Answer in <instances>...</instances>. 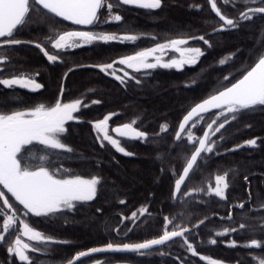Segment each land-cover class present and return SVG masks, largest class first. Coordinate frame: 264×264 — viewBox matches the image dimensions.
Returning <instances> with one entry per match:
<instances>
[{
  "label": "trees",
  "instance_id": "16d2710c",
  "mask_svg": "<svg viewBox=\"0 0 264 264\" xmlns=\"http://www.w3.org/2000/svg\"><path fill=\"white\" fill-rule=\"evenodd\" d=\"M253 6L264 5L245 0H230L225 4L217 0L221 13L238 21L237 27L225 25L220 30L223 22L213 13L209 0H162L161 7L153 10L120 5L121 8H114L121 15L120 21H96L90 28L137 35L136 40L95 42L59 51L48 48L50 53L59 55L57 62H49L34 43L0 47V56L8 57L6 63L0 64V79L20 73H39L36 81L42 85L35 91L0 85V113L30 109L41 103L49 106L57 99L83 102L73 114L75 120L65 123L66 131L60 136L71 152L45 150L43 145L33 142L22 149V161L38 166L42 163L39 157L47 156L45 166L68 170L62 175L100 178L93 200L77 202L73 209L47 217L25 216L22 205L4 190L19 216L55 241L48 242L38 252H29L31 264H68L79 252L109 243L115 246L141 243L165 231L184 228L189 231L183 237H175L150 250L95 252L81 257L76 264L95 260L103 264H208L207 259L259 264L264 260V228L259 227L264 218V106L242 109L234 120L229 114L230 122L212 136L213 152L201 154L178 195L173 196V184L196 146L184 137L185 131L181 139H176L180 119L194 104L240 78L264 52V14L243 21L239 16ZM72 28L70 22L55 21L41 9L31 13L14 38L43 43L54 31ZM200 36L209 43L189 39V45L200 47L204 54L195 65H185L179 70L156 67L131 71L130 77L121 83L95 67L170 39ZM229 56L230 61L219 64ZM225 76L229 79L225 80ZM218 111L202 115L203 119L197 117L194 121L200 122L195 127H192L194 121L191 122L185 130L191 128L196 136H201ZM108 115H111L110 132L116 125L135 120L134 127L147 133L145 138L117 137L130 155L97 139L93 123ZM162 125L167 126L166 131L161 130ZM252 139L256 140L255 145H244ZM225 172L229 185L227 199L206 192L213 185L214 177ZM241 203L244 208L238 207ZM140 209L147 211L136 219H125ZM3 219L0 216V228ZM240 223L249 227L215 235ZM17 231L18 224H15L9 233L3 234L0 264H28L8 252ZM185 239L192 244L196 255L188 249ZM212 239L216 240L215 244L210 243ZM253 239L262 246H244ZM233 241L234 247L230 246Z\"/></svg>",
  "mask_w": 264,
  "mask_h": 264
},
{
  "label": "snow or ice",
  "instance_id": "6c2138e0",
  "mask_svg": "<svg viewBox=\"0 0 264 264\" xmlns=\"http://www.w3.org/2000/svg\"><path fill=\"white\" fill-rule=\"evenodd\" d=\"M115 2L117 5H135L144 9H159L162 0H115ZM222 2L227 4L230 3V0H222ZM245 2L264 5V0H245ZM209 3L212 10L223 21L220 30H223L225 25L228 27L238 26V21L230 19L221 13L220 8L217 7V0H209ZM105 7L108 9L109 15H111L113 3L109 2V0H0V47L20 45L21 43H34V46L40 49L49 62H57L60 59L59 55L50 54L40 43L33 41L25 42L14 38L15 33L31 18V13L43 9L46 10L47 14L71 21L76 25H92L99 18V10ZM256 14H264V6L248 7L239 16L240 20L243 21L251 20ZM111 19L120 21L121 16L114 15L111 16ZM137 38L135 35L121 37L115 34H94L88 31H64L56 34L54 37L49 36L47 41L51 42L52 48L59 51L67 48L80 47L81 44L78 41H83L85 44H88L97 40L105 42L114 40L134 41ZM189 39H199L204 44L209 43L203 36L170 39L165 43L156 44L153 48L139 51L134 55L120 58L118 61H113L112 63L96 65L95 67H98L101 72L114 76L121 83H124L123 77L116 75L115 70L109 72L116 63L126 65L135 71L155 69L158 66L179 70L185 65H195L199 57L204 54L199 47H183L188 45ZM169 50L178 53L179 56L165 61L164 54ZM157 53L160 55H157ZM150 58L154 62H149ZM231 58V56L223 58L219 61V64L225 65ZM7 60L8 57L6 56L0 57V64L6 63ZM71 71L73 69H69V72ZM36 75H39V73ZM128 75L127 72H124V76ZM65 76H67V73ZM224 79L228 80L229 77L225 76ZM0 85L8 88L20 86L32 91L42 88V85L32 78L31 75H25L23 73L14 75L11 78L0 79ZM62 93L63 89H61ZM82 103L79 99L69 103H62L60 99H57L54 105L46 106L41 103L26 111L0 113V186H3L15 201L23 206L25 216L31 214L36 217H47L65 209H73L77 202L91 201L96 197L97 186L100 183L99 177L86 179L78 175H62V172L66 173L68 170L62 168L51 169L45 166L43 162L48 160L47 156L39 157L42 163L38 166H32L30 162L22 161L20 156L22 149L25 146L32 145L33 142L43 145L45 150L51 149L71 152L72 149L61 142L60 136L66 131L65 123L75 119L73 113L80 109ZM93 103H99V101H93ZM257 105L264 106V52L259 54L254 65L246 70L240 79L236 80L230 87H224L222 91L210 95L207 99L196 104L183 117V120L179 124V131L176 132L177 140L181 139V133L185 131L190 121H194V117L203 119L201 114L210 112L213 109L221 110L216 115V118L207 124L208 131L204 132L202 138L194 140L193 134L189 131L187 136L188 141L198 143V147L195 148L186 166L183 168L182 174L175 182L176 192L180 191L181 185L189 176L190 171L193 170L201 154L213 152L215 142H210L209 132L211 131L212 135L220 132L230 122L228 118L229 114H231V119L234 120L236 118L235 114L242 109H251ZM220 117H224L223 122H220L213 131V125L217 124ZM110 119L111 115L105 116L103 120L95 122L93 125L94 129L102 135L104 141L110 143L117 151L125 155H130L131 153L126 152L120 142L109 134L108 121ZM198 122L194 121L192 127H195ZM135 124L136 121L133 120L130 123L113 128L111 131L117 133L120 137L145 138L147 133L139 131L134 127ZM161 130L166 131L167 126L162 125ZM97 139H101V136L98 135ZM245 143L255 145L256 140H248ZM237 147L241 146L238 145ZM227 177V172L223 175H217L215 177V187L210 186L208 191L221 199H227L225 194L229 187ZM245 180H247V177H245ZM194 191H203V189H194ZM0 200L3 201V205L6 208H13V205L9 203V199L5 197L3 191H0ZM120 203H124V201H120ZM238 207L244 208V204L241 203ZM262 210H264V206H262ZM139 211L143 215L147 209H140ZM4 215L3 209H0V216ZM136 215L137 213L133 212L131 217L125 219L135 218ZM229 219H231V214L229 215ZM17 220L18 217H15V214L7 215L3 219L0 233H9ZM165 220L171 223L167 217H165ZM201 223H204V221H201ZM19 224L20 229L14 240V245L8 247V252L14 253L20 261L31 264L27 252H38L40 249L22 240L21 236L26 237L28 241H35L39 244L55 241L52 240V237L45 236L40 231L35 230L24 220H19ZM248 227L246 223H240L238 227L226 228L223 232H217L215 235L222 236L229 232L244 230ZM259 227L264 228V218H262ZM187 231H189L187 228L180 229L179 231H165L158 239L148 240L143 243L124 244L122 246H114L109 243L105 248H92L89 252L77 253L75 257L68 260V264H76V261L81 257L100 251L139 252L140 250L150 249L155 245H162L175 237H183ZM4 240L5 236L0 234V242ZM184 243L187 244L188 249L194 255L197 254L187 239L184 240ZM210 243L215 244L216 240L212 239ZM230 246H236L235 242L233 241ZM244 246L261 247L262 245L258 240L253 239L249 244ZM201 259L207 258L201 257ZM208 264H217V261L208 260ZM259 264H264V260H260Z\"/></svg>",
  "mask_w": 264,
  "mask_h": 264
},
{
  "label": "rangeland",
  "instance_id": "374dc122",
  "mask_svg": "<svg viewBox=\"0 0 264 264\" xmlns=\"http://www.w3.org/2000/svg\"><path fill=\"white\" fill-rule=\"evenodd\" d=\"M74 30H81V31H88V32H92V33H94V34H115V35H117V36H120V34H116V33H112V32H99V31H95V30H93L92 28H83V27H77V28H75V29H73V30H56V31H54L51 35H49V36H55L56 34H58V33H60V32H64V31H74ZM49 36H47L44 40H43V43H40L43 47H45L46 48V50L48 51V48H50V49H53V50H56V49H54V48H52L51 47V42L50 41H47V38L49 37ZM135 36H137V35H135ZM114 41H119V42H123V41H121V40H114ZM114 41H107V42H114ZM95 42H105V41H101V40H97V41H93V42H91V43H88V44H85L83 41H78V43H80L81 44V46H84V45H89V44H92V43H95ZM162 43H165V42H162ZM156 46V44L155 45H153V46H150V47H148V48H145V49H149V48H153V47H155ZM183 47H198V46H191V45H189V43H188V45H185V46H183ZM75 48H77V47H75ZM200 48V47H199ZM68 49H74V48H67V49H64V50H68ZM145 49H142V50H145ZM142 50H139V51H142ZM202 50V49H201ZM138 51V52H139ZM50 53V52H49ZM137 53V52H136ZM50 54H52V53H50ZM157 55H160L159 53H157ZM179 56V54L178 53H175L174 51H171V50H169V51H166V53L164 54V60L165 61H167V60H169L170 58H174V57H178ZM1 57V56H0ZM124 57H126V56H124ZM120 58H123V57H120ZM120 58H118V59H116V60H114V61H118ZM113 62V61H112ZM112 62H110V63H112ZM149 62H154V61H152V59L150 58L149 59ZM159 67V66H158ZM113 70H115L116 71V75H118V76H121V77H123V79H124V81L125 80H127V78H129L130 77V72L131 71H135L134 69H132V68H128L126 65H121V64H119V63H116V64H114V67H113V69H110L109 70V72H111V71H113ZM141 70H145V69H141ZM124 72H127L129 75L128 76H124ZM105 73V72H104ZM21 74V73H20ZM20 74H18V75H20ZM23 74H25V75H31L32 76V78H34L35 80H36V75L34 74V73H23ZM105 74H107L108 76H110V77H113L114 79H115V77L114 76H112V75H110V74H108V73H105ZM7 78H9V77H7ZM11 78V77H10ZM2 79H5V78H2ZM117 80V79H116ZM119 81V80H118ZM120 82V81H119ZM72 101H74V100H72ZM72 101H69V102H72ZM69 102H62V103H69ZM39 105V104H38ZM54 105V104H53ZM37 106V105H36ZM35 107V106H34ZM33 108V107H32ZM31 109V108H30ZM26 110H29V109H24V110H20V111H26ZM221 110H219L215 115H214V119L216 118V115H218L219 114V112H220ZM74 114V113H73ZM109 116V115H108ZM230 116V115H229ZM220 118H222V117H220ZM73 120H75V119H73ZM103 120V119H102ZM199 122H200V120H198ZM198 122V123H199ZM95 123V122H94ZM94 123H93V125H94ZM109 128V127H108ZM95 130V129H94ZM215 130V128L213 129V131ZM189 131L193 134V137H194V140H198V138L200 137V136H196L192 131H191V128H189V129H187V130H185V132H184V137H186L187 138V136H188V133H189ZM95 132H96V134H97V136L98 135H100L101 136V139H99V141H104L103 139H102V135L100 134V133H98L96 130H95ZM109 134L113 137V138H115V139H117L118 141H119V139L116 137V136H114L113 134H111V132H110V129H109ZM209 136H210V142H212V141H214V140H212V132L210 131L209 132ZM188 140V139H187ZM107 142V141H106ZM215 142V141H214ZM197 144V143H196ZM244 145H247V146H252V145H248V144H246V143H244ZM206 153H208V152H206ZM216 177V176H215ZM215 177H214V183H213V185H210L211 187H215ZM83 178H85V177H83ZM91 178V177H90ZM87 179V178H86ZM210 186H208L207 187V189H206V192H208V193H210L209 191H208V189H209V187ZM4 190H6V189H4L3 188V186H0V191H3L4 192ZM213 194V193H212ZM5 197L6 198H8L7 197V195L5 194ZM15 200V199H14ZM9 203H11L12 205H13V203L9 200ZM0 209H3V211H4V213H5V215H4V218H6V216L7 215H13V214H15V217H18V220H17V222H16V224H18V230L20 229V224H19V220H23L20 216H19V214H18V211H17V209L15 208V206L13 205V208L12 209H8V208H6L4 205H3V201L2 200H0ZM21 212L22 213H24L25 212V210L23 209V206H22V209H21ZM132 215V214H131ZM138 216H140V211H138L137 212V215H136V217L135 218H132V219H136ZM131 217V216H130ZM2 228V227H1ZM0 234H4V233H0ZM18 234V231H17V233H16V235ZM16 235H15V237H14V239H13V242L11 243V245L10 246H13L14 245V240H15V238H16ZM46 236V235H45ZM21 239L22 240H24L25 242H27V243H29V244H31V245H34L35 247H37V248H41L42 246H44V245H46V244H39V243H37V242H35V241H28L27 240V238L26 237H23V236H21ZM53 240V239H52ZM107 245H105V246H101V247H98V248H105ZM115 246V245H114ZM109 251H112V250H109ZM86 252H89V250L88 251H86ZM100 252H103V251H100ZM192 252V251H191ZM29 252H27V254H28ZM96 253H98V252H96ZM10 254H14V253H10ZM208 260H214V259H207V261ZM215 261H217V264H231V263H225V262H222V261H219V260H215ZM88 264H103L100 260H95V261H92V262H89ZM112 264H130V263H126V262H118V263H112Z\"/></svg>",
  "mask_w": 264,
  "mask_h": 264
},
{
  "label": "flooded vegetation",
  "instance_id": "af4514ba",
  "mask_svg": "<svg viewBox=\"0 0 264 264\" xmlns=\"http://www.w3.org/2000/svg\"><path fill=\"white\" fill-rule=\"evenodd\" d=\"M109 2L113 3V8L111 10V15H109V11H108V9L106 7L105 8H101L99 10V12H98V17L99 18H98L97 21H115V20L111 19V16L120 15V13L117 10H114V8H118L119 9V8H121L120 5H123V4L117 5L115 0H109ZM123 6L128 7L129 9H144V8H140L138 6H133V5H123ZM146 10H153V9H146ZM44 11L46 12V10H44ZM49 15L51 16V19H53L55 21H66V20H63L60 17H54L51 14H49ZM68 22H70V21H68ZM70 23L73 25V28L69 29V30H73V29H75L77 27H83V28H89L90 27V25H76V24H73L72 22H70ZM74 31H79V30H74ZM123 35H131V34H122L120 36L122 37ZM123 41H129V40H123ZM131 55H134V54H131ZM13 255H15V254H13ZM16 258L19 260V258L17 256H16Z\"/></svg>",
  "mask_w": 264,
  "mask_h": 264
},
{
  "label": "water",
  "instance_id": "95a60500",
  "mask_svg": "<svg viewBox=\"0 0 264 264\" xmlns=\"http://www.w3.org/2000/svg\"><path fill=\"white\" fill-rule=\"evenodd\" d=\"M210 4V3H209ZM133 6H135V5H133ZM210 7H211V5H210ZM253 7H257V6H253ZM212 9V8H211ZM247 9V8H246ZM246 9H244L243 11H246ZM213 11V10H212ZM213 13L216 15V13L213 11ZM217 16V15H216ZM218 17V16H217ZM219 18V17H218ZM71 22V21H70ZM223 22V21H222ZM123 36H126V35H123ZM131 56V55H130ZM254 65V64H253ZM252 65V66H253ZM250 69V68H249ZM242 77V76H241ZM240 77V78H241ZM240 78H238V79H240ZM237 79V80H238ZM236 81H234L233 83H235ZM233 83H231V84H233ZM231 84L229 85V86H227V87H230L231 86ZM224 89V88H223ZM223 89H221V90H219V91H222ZM219 91H217L216 93H218ZM216 93H214V94H216ZM213 95V94H212ZM209 97V96H208ZM208 97H206L205 99H207ZM204 100V99H203ZM203 100H201V101H199V102H197L196 104H198V103H200V102H202ZM196 104H194L192 107H194ZM191 107V108H192ZM191 108L183 115V117L191 110ZM214 110H216V109H213V110H211V111H214ZM210 111V112H211ZM208 113V112H207ZM204 114H206V113H203V114H201V115H204ZM183 117L180 119V121H179V124L181 123V121L183 120ZM197 117H194V120L196 119ZM191 122H193V121H190L189 122V124L191 123ZM179 124H178V126H177V129H176V132L177 131H179ZM188 124V125H189ZM121 125H123V124H121ZM121 125H116V126H114V127H112L111 128V130L113 129V128H116V127H118V126H121ZM187 125V126H188ZM186 126V127H187ZM186 129V128H185ZM140 131V130H139ZM205 131H208V129H207V126L205 127V129H204V131H203V133H202V135L199 137V138H202L203 137V134H204V132ZM112 132V134L114 135V136H116V137H120V136H118V134L117 133H115V132H113V131H111ZM176 132H175V136H176ZM182 134V133H181ZM122 138H128V137H122ZM130 139H136V138H130ZM196 147H198V143L196 144V146H195V148ZM195 148L193 149V151L191 152V154L189 155V157H188V159H187V161L190 159V157H191V155L193 154V152H194V150H195ZM187 161H186V163H187ZM186 163H185V165L183 166V168L186 166ZM183 168H182V170H183ZM182 170H181V172H180V174H179V176L182 174ZM179 178V177H178ZM177 178V179H178ZM176 179V180H177ZM176 180H175V182H176ZM175 182H174V184H173V196L174 197H176L177 195H178V193L179 192H176L175 191ZM184 184V183H183ZM182 184V185H183ZM182 185H181V187H182ZM10 194V193H9ZM11 195V194H10ZM160 237V236H159ZM159 237H156V238H152V239H158ZM152 239H149V240H152ZM172 240V239H171ZM148 241V240H147ZM170 241V240H169ZM144 242H146V241H144ZM168 242V241H167ZM141 243H143V242H141ZM166 243V242H165ZM158 246H160V245H155V246H153L152 248H155V247H158ZM152 248H150V249H152ZM150 249H144V250H140V251H146V250H150Z\"/></svg>",
  "mask_w": 264,
  "mask_h": 264
}]
</instances>
